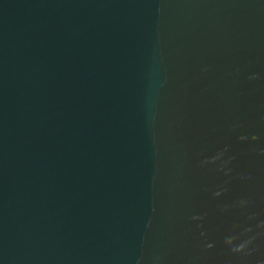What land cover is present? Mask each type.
<instances>
[{
	"label": "water",
	"instance_id": "water-1",
	"mask_svg": "<svg viewBox=\"0 0 264 264\" xmlns=\"http://www.w3.org/2000/svg\"><path fill=\"white\" fill-rule=\"evenodd\" d=\"M0 264H264V0H0Z\"/></svg>",
	"mask_w": 264,
	"mask_h": 264
}]
</instances>
